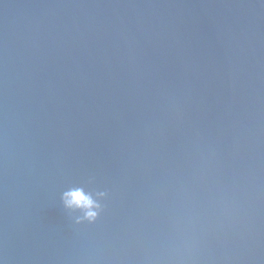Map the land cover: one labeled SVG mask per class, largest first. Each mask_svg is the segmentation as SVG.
<instances>
[{
	"label": "water",
	"instance_id": "95a60500",
	"mask_svg": "<svg viewBox=\"0 0 264 264\" xmlns=\"http://www.w3.org/2000/svg\"><path fill=\"white\" fill-rule=\"evenodd\" d=\"M0 264H264V0H0Z\"/></svg>",
	"mask_w": 264,
	"mask_h": 264
},
{
	"label": "clouds",
	"instance_id": "9594fccd",
	"mask_svg": "<svg viewBox=\"0 0 264 264\" xmlns=\"http://www.w3.org/2000/svg\"><path fill=\"white\" fill-rule=\"evenodd\" d=\"M65 202L69 207H76L85 210V216L94 219L97 212L94 208L99 207L90 194L84 192L83 189H73L65 193Z\"/></svg>",
	"mask_w": 264,
	"mask_h": 264
}]
</instances>
